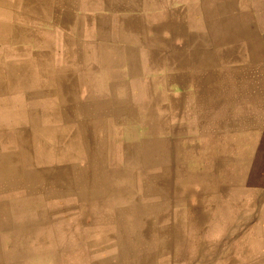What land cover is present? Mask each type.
I'll use <instances>...</instances> for the list:
<instances>
[{"label":"crops","instance_id":"1","mask_svg":"<svg viewBox=\"0 0 264 264\" xmlns=\"http://www.w3.org/2000/svg\"><path fill=\"white\" fill-rule=\"evenodd\" d=\"M260 179L264 0H0V264H236Z\"/></svg>","mask_w":264,"mask_h":264},{"label":"rangeland","instance_id":"2","mask_svg":"<svg viewBox=\"0 0 264 264\" xmlns=\"http://www.w3.org/2000/svg\"><path fill=\"white\" fill-rule=\"evenodd\" d=\"M237 185L238 189H259L262 190V193L258 198H254L255 200L252 199L253 205L251 208L248 203V198H245L243 203H240L242 199H238L237 227L235 229V234L231 236L230 239H228V237L226 238V241H224V243H222V246L219 247L218 252L219 254H236V264H263L261 259V233H264V231L262 230L264 226L260 225V223L262 222V215L264 216V214H262V211L264 210V179L262 181L261 179L258 181L253 180L251 182L240 181ZM251 223H253L254 225L258 223L259 226L257 225L256 229L252 230L253 235L249 236L248 233L250 232ZM217 232L222 234L226 231L220 230ZM45 233L51 235V228L46 229ZM60 235L61 237L64 236L63 234ZM196 248L200 249L198 244L195 245V248H193V250H195ZM211 248L212 247L206 248L207 252L208 249Z\"/></svg>","mask_w":264,"mask_h":264},{"label":"bare ground","instance_id":"3","mask_svg":"<svg viewBox=\"0 0 264 264\" xmlns=\"http://www.w3.org/2000/svg\"><path fill=\"white\" fill-rule=\"evenodd\" d=\"M122 6H123V5H122ZM123 7H124V6H123ZM124 8H125V7H124ZM171 76H172V75H171ZM86 128H87V127H86ZM41 217H42V216H41ZM124 233H125V237H127V236L129 235V234H128V230H125ZM119 234H121L120 231H116V232H115V235H114V233H113V235H112V234H111V231H110V232H109V236H110L109 238L117 237ZM111 235H112V236H111Z\"/></svg>","mask_w":264,"mask_h":264}]
</instances>
